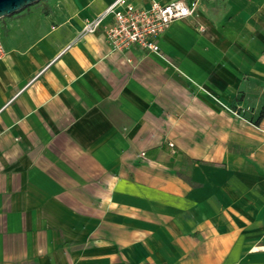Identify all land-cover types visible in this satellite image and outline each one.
Instances as JSON below:
<instances>
[{
  "label": "crops",
  "instance_id": "crops-1",
  "mask_svg": "<svg viewBox=\"0 0 264 264\" xmlns=\"http://www.w3.org/2000/svg\"><path fill=\"white\" fill-rule=\"evenodd\" d=\"M113 1L0 19V264H264V0H196L159 53L82 32Z\"/></svg>",
  "mask_w": 264,
  "mask_h": 264
},
{
  "label": "built area",
  "instance_id": "built-area-1",
  "mask_svg": "<svg viewBox=\"0 0 264 264\" xmlns=\"http://www.w3.org/2000/svg\"><path fill=\"white\" fill-rule=\"evenodd\" d=\"M197 5L196 0L192 2L176 0L168 3L151 0L150 7L140 8L131 0H114L101 14L87 20L82 32L94 33L111 16L113 22L106 25L105 34L113 48L138 46L149 52L159 53L158 36L171 23L193 15ZM5 55L6 49L0 31V59Z\"/></svg>",
  "mask_w": 264,
  "mask_h": 264
},
{
  "label": "water",
  "instance_id": "water-1",
  "mask_svg": "<svg viewBox=\"0 0 264 264\" xmlns=\"http://www.w3.org/2000/svg\"><path fill=\"white\" fill-rule=\"evenodd\" d=\"M40 0H0V19L13 15Z\"/></svg>",
  "mask_w": 264,
  "mask_h": 264
}]
</instances>
